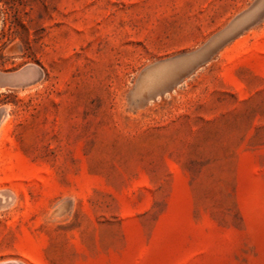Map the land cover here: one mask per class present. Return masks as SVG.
I'll list each match as a JSON object with an SVG mask.
<instances>
[{"label":"rangeland","instance_id":"1","mask_svg":"<svg viewBox=\"0 0 264 264\" xmlns=\"http://www.w3.org/2000/svg\"><path fill=\"white\" fill-rule=\"evenodd\" d=\"M256 1L0 0V264H264Z\"/></svg>","mask_w":264,"mask_h":264},{"label":"water","instance_id":"2","mask_svg":"<svg viewBox=\"0 0 264 264\" xmlns=\"http://www.w3.org/2000/svg\"><path fill=\"white\" fill-rule=\"evenodd\" d=\"M264 0H257L255 5L253 6L252 10L248 12L242 19H239L230 29L229 31L225 34L227 37L230 35L232 32H234L236 29L244 25L246 22L249 20H253V15L260 9V7L263 5ZM23 73H19L16 75H10V76H2L0 77V83L2 85H10L14 84L17 81H20L23 79Z\"/></svg>","mask_w":264,"mask_h":264},{"label":"crops","instance_id":"3","mask_svg":"<svg viewBox=\"0 0 264 264\" xmlns=\"http://www.w3.org/2000/svg\"><path fill=\"white\" fill-rule=\"evenodd\" d=\"M248 13L245 12L243 14H241L240 16H238L230 25H228L222 32H220L212 41L211 43L207 46V48H210V47H213V46H216L218 44H220V42L224 41L227 37H229L231 34H233L234 32H237L238 30L241 29V27H239L238 29H236L234 32H232L230 35H228L227 37L225 36V34L229 31V29L239 20V19H242L246 14ZM247 23V22H246ZM206 51H208V49H206ZM204 51V53L206 52ZM185 60L184 59H179V60H175V61H172L170 63H168L169 67L170 66H174V72L175 71H178V70H181L183 68V65L185 64ZM173 72V73H174ZM172 73V74H173ZM173 78V77H172ZM169 80V79H168ZM176 83V81H175ZM166 86H168L167 84H165ZM174 85V82H172L169 86H172Z\"/></svg>","mask_w":264,"mask_h":264},{"label":"bare ground","instance_id":"4","mask_svg":"<svg viewBox=\"0 0 264 264\" xmlns=\"http://www.w3.org/2000/svg\"><path fill=\"white\" fill-rule=\"evenodd\" d=\"M166 74H169V73L166 72ZM4 117H5V116H4ZM5 119H6V118H5ZM5 119L3 118V120H5ZM3 120H2V121H3Z\"/></svg>","mask_w":264,"mask_h":264}]
</instances>
